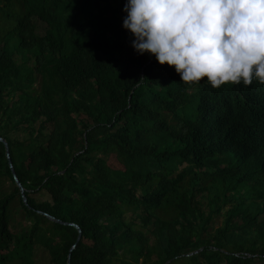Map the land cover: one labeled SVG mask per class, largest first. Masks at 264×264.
<instances>
[{
    "label": "trees",
    "instance_id": "16d2710c",
    "mask_svg": "<svg viewBox=\"0 0 264 264\" xmlns=\"http://www.w3.org/2000/svg\"><path fill=\"white\" fill-rule=\"evenodd\" d=\"M125 2L0 0V264H264V87L180 82Z\"/></svg>",
    "mask_w": 264,
    "mask_h": 264
},
{
    "label": "clouds",
    "instance_id": "9594fccd",
    "mask_svg": "<svg viewBox=\"0 0 264 264\" xmlns=\"http://www.w3.org/2000/svg\"><path fill=\"white\" fill-rule=\"evenodd\" d=\"M122 11L136 54L174 68L185 85L264 87V0H126Z\"/></svg>",
    "mask_w": 264,
    "mask_h": 264
},
{
    "label": "water",
    "instance_id": "95a60500",
    "mask_svg": "<svg viewBox=\"0 0 264 264\" xmlns=\"http://www.w3.org/2000/svg\"><path fill=\"white\" fill-rule=\"evenodd\" d=\"M0 143L4 144L5 148H6V154H7V159H8V162H9V165H10V168H11V171H12V175H13V179H14V182H15V186L18 188L19 192H20V195H21V198H22V201H23V204L25 206H29L28 204V200L26 198V191L25 189L23 188L22 186V183L20 182V180L18 179L17 177V174L15 172V169H14V166H13V163H12V160H11V156H10V150H9V145L7 143V141L0 137ZM82 154V153H81ZM42 215H44L47 219L51 220L52 222H55V223H58V224H63V225H68V226H74L76 227L79 231H80V239L79 241L82 239V236H83V231L81 229L80 226L76 225V224H68V223H64L60 220H57L56 218L52 217V216H49L45 213H42ZM76 248V247H75ZM74 248V249H75ZM73 253V251H72ZM72 253H70L69 255V258H68V264L72 263ZM197 253V252H196ZM195 254V253H192V255Z\"/></svg>",
    "mask_w": 264,
    "mask_h": 264
},
{
    "label": "rangeland",
    "instance_id": "374dc122",
    "mask_svg": "<svg viewBox=\"0 0 264 264\" xmlns=\"http://www.w3.org/2000/svg\"><path fill=\"white\" fill-rule=\"evenodd\" d=\"M44 30H42L41 32H43ZM18 222L21 224V226L25 227L27 225V223L24 221V219L20 216L17 217ZM20 225H18V229L20 230Z\"/></svg>",
    "mask_w": 264,
    "mask_h": 264
},
{
    "label": "bare ground",
    "instance_id": "6f19581e",
    "mask_svg": "<svg viewBox=\"0 0 264 264\" xmlns=\"http://www.w3.org/2000/svg\"><path fill=\"white\" fill-rule=\"evenodd\" d=\"M94 5H95V2H94ZM10 150V149H9ZM15 169V168H14Z\"/></svg>",
    "mask_w": 264,
    "mask_h": 264
}]
</instances>
